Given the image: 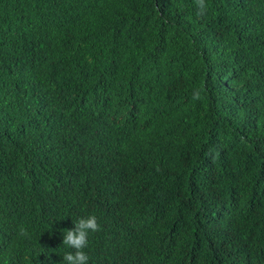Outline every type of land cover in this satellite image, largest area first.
<instances>
[{
    "label": "trees",
    "instance_id": "obj_1",
    "mask_svg": "<svg viewBox=\"0 0 264 264\" xmlns=\"http://www.w3.org/2000/svg\"><path fill=\"white\" fill-rule=\"evenodd\" d=\"M0 0V264H264V0Z\"/></svg>",
    "mask_w": 264,
    "mask_h": 264
},
{
    "label": "clouds",
    "instance_id": "obj_2",
    "mask_svg": "<svg viewBox=\"0 0 264 264\" xmlns=\"http://www.w3.org/2000/svg\"><path fill=\"white\" fill-rule=\"evenodd\" d=\"M197 7L203 11L206 7L204 0H199ZM74 227L64 229L61 264H89L90 257L87 254L89 237L100 229L98 218L94 214L73 219Z\"/></svg>",
    "mask_w": 264,
    "mask_h": 264
}]
</instances>
